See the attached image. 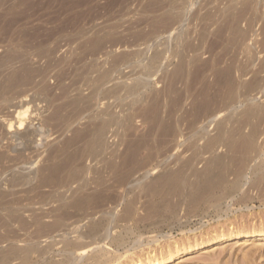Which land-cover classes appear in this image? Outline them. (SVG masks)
Returning a JSON list of instances; mask_svg holds the SVG:
<instances>
[{
  "label": "rangeland",
  "instance_id": "obj_1",
  "mask_svg": "<svg viewBox=\"0 0 264 264\" xmlns=\"http://www.w3.org/2000/svg\"><path fill=\"white\" fill-rule=\"evenodd\" d=\"M94 43H98L96 49L92 48ZM155 54H160L159 58ZM0 58L4 61L0 69V132H6L13 111L24 100H30L31 110L40 109L42 118L64 105L61 114L66 119L59 126L51 121L38 129L43 135L39 133L27 152L19 142L0 133V153L7 155V159H0V192L16 195L15 201L11 196L13 202L0 206V217L5 221V226L0 225V252L16 245L34 247L38 252L36 255L34 250L30 256L36 254L29 260L18 255L9 264H106L103 260L107 264H145L152 255H162L172 247L190 248L218 234L243 230L264 233V109L259 112L264 108V0H0ZM23 59L34 73L29 82L10 87L5 69L16 62L14 67L20 66ZM179 65L187 69L178 71ZM227 67L233 70L232 90L214 75ZM115 86L120 92L109 94ZM132 88L137 91L131 92ZM80 99L87 101L89 108L71 104ZM107 110L116 122L107 129L102 148L95 155L83 153L93 123L112 118ZM156 118L151 131L148 123ZM34 124L38 128L37 121ZM166 127L173 134L169 132V136ZM214 137L218 141L209 149L207 143ZM236 138L253 142L245 162L227 152L225 144ZM65 139L72 141L63 150ZM53 149L61 150L63 156L69 153L75 160L58 183L40 184L42 177L30 173L50 162L45 159ZM21 151L23 159H15ZM211 154L225 156L221 166ZM240 164L245 171L239 177L235 170ZM207 171L226 173L227 186L205 194ZM176 172H180L179 195L158 200L148 193L149 186L162 187L161 179ZM71 176L74 180L69 181ZM252 182L258 187L250 188ZM62 183L65 186L57 190ZM237 185L240 189L234 192ZM68 188L71 193L79 189L77 194H81L69 197ZM76 198L80 202H74ZM194 199H198L197 204ZM69 200L74 202L65 208L66 218L70 217L55 233L46 225L55 219L52 212ZM77 203H81L79 208ZM124 207L135 210L126 223L117 221ZM44 213L43 231L32 219ZM21 220H27L28 225L21 227ZM90 226L94 229L90 231L101 233L80 238L87 235ZM102 234L105 241H100ZM114 237L120 242L117 245L112 244ZM84 244L90 246L79 261L68 255ZM166 264H264V238L226 241Z\"/></svg>",
  "mask_w": 264,
  "mask_h": 264
},
{
  "label": "bare ground",
  "instance_id": "obj_2",
  "mask_svg": "<svg viewBox=\"0 0 264 264\" xmlns=\"http://www.w3.org/2000/svg\"><path fill=\"white\" fill-rule=\"evenodd\" d=\"M174 1V0H173ZM177 1V0H176ZM172 2V1H171ZM177 3V5H178V2H176ZM181 3V2H180ZM174 5H176V4H174ZM174 8V7H173ZM172 11V10H171ZM184 11V10H183ZM182 12V11H181ZM173 13V12H172ZM171 13V14H172ZM175 13V12H174ZM177 15V14H176ZM180 15V14H179ZM184 15V14H183ZM174 16V15H173ZM173 16H172V19H173ZM177 17V16H176ZM175 17V18H176ZM184 17V16H183ZM175 18H174V20H175ZM170 19V18H169ZM171 19V20H172ZM176 21V20H175ZM180 21V20H179ZM168 21H166V23H167ZM177 24V23H176ZM179 24V23H178ZM173 25V24H172ZM181 25V24H180ZM169 28V27H168ZM170 29V28H169ZM186 32V31H185ZM180 33V32H179ZM183 34V33H182ZM181 34V35H182ZM185 34V33H184ZM177 35H179V34H177ZM202 34H200L199 35V37L201 36ZM172 37V36H171ZM186 37V36H185ZM189 37V36H188ZM202 37L204 38V35H202ZM174 38V37H173ZM201 38V37H200ZM179 39V38H178ZM188 39V38H187ZM203 40V39H202ZM175 41H176V39H175ZM178 41V40H177ZM184 41V40H183ZM201 41V40H200ZM174 42V41H173ZM189 44V43H188ZM186 45V44H185ZM97 46H98V43H94L93 44V46H92V48L93 49H96L97 48ZM188 46V45H187ZM192 48V47H191ZM198 48V47H197ZM184 54V53H183ZM158 55H160V54H157V56ZM155 56H156V54H155ZM156 56V57H157ZM178 57H181V56H178ZM157 58H159V57H157ZM155 59V58H154ZM153 59V61H155ZM184 59V58H183ZM183 59H181V60H183ZM179 60V59H178ZM27 62H28V60L26 61V60H21V61H19V65L20 66H18V67H14V64L17 66V62L16 63H12L10 66H8L5 70V80L7 81V83H8V85L10 86V87H14L16 84H24V83H27V82H29L30 81V79H31V77H32V75H33V69L30 67V65L29 64H27ZM184 61H182V63H183ZM155 63V62H154ZM178 63V62H177ZM185 63V62H184ZM199 63V62H198ZM150 64H151V62H150ZM179 64V63H178ZM4 65V61L0 58V69H1V67ZM185 65V64H184ZM205 65V64H204ZM187 66V65H186ZM201 66V65H200ZM203 66V65H202ZM202 66H201V68H202ZM206 66V65H205ZM262 69L264 70V60H263V63H262ZM177 67V66H176ZM176 67H175V70H176ZM188 67V66H187ZM149 68V67H148ZM150 68H151V66H150ZM178 68V71H181L182 69H183V66L181 65H179V67H177ZM200 68V67H199ZM231 67H227V68H225V69H223V70H221V71H216L215 72V76H217V79L219 80V81H222L223 83H225V84H227V86H228V88L230 89V90H232V88H233V81H232V71H231V69H230ZM174 69V68H173ZM184 69H185V67H184ZM183 69V70H184ZM187 69V68H186ZM185 69V70H186ZM196 69H197V67H196ZM143 70V69H142ZM4 71V70H3ZM113 71V70H112ZM197 72H198V70H196ZM108 72V71H107ZM142 72H144V71H142ZM200 72V71H199ZM109 73V72H108ZM108 73H107V75H105V77L108 79V81H109V78L108 77H110V74L108 75ZM140 73V72H139ZM178 73V72H177ZM180 73V72H179ZM182 73H184V71L182 72ZM102 74V73H101ZM131 74H133V73H131ZM141 74V73H140ZM143 74V73H142ZM193 74H194V72H193ZM172 75V74H171ZM176 75V77H177V74H175ZM192 75V74H191ZM3 76H4V74H3ZM101 76V75H100ZM137 76V75H136ZM174 76V75H173ZM184 76V75H183ZM198 76V74L196 75V77ZM99 77V76H98ZM103 78V80H104V76H102ZM112 77V76H111ZM134 77V76H133ZM140 77V76H139ZM96 78V77H95ZM97 79V78H96ZM95 79V80H96ZM101 79V78H100ZM106 79V80H107ZM137 79V78H136ZM171 80H172V78H170ZM195 79V78H194ZM94 80V81H95ZM105 80V81H106ZM138 80V79H137ZM127 81V80H126ZM130 81V80H129ZM135 81V80H134ZM139 81V80H138ZM175 81V80H174ZM89 82H90V80H89ZM97 82V81H96ZM107 82V81H106ZM254 82V81H253ZM253 82H251V83H253ZM135 83V82H134ZM167 83V82H166ZM171 83V82H170ZM250 83V82H249ZM250 83V84H251ZM101 84V83H100ZM103 84V83H102ZM101 84V85H102ZM107 84V83H106ZM119 84V83H118ZM140 84V83H139ZM248 84V83H247ZM249 84V85H250ZM91 85V84H90ZM104 85V84H103ZM117 85V84H116ZM120 85H122V84H120ZM128 85V84H127ZM126 85V86H127ZM131 85V84H130ZM134 85V84H133ZM137 85V84H136ZM143 85H145V84H143ZM248 85V86H249ZM100 86V85H99ZM114 86V85H113ZM132 86V85H131ZM138 86V85H137ZM169 86V85H168ZM167 86V87H168ZM247 86V87H248ZM254 86V84H252V87ZM94 87H96V86H94ZM102 87V86H101ZM106 87V86H105ZM104 87V88H105ZM129 87V86H128ZM134 87H135V85H134ZM143 87V86H142ZM145 87V86H144ZM172 87V86H171ZM103 88V87H102ZM124 88H126V87H124ZM251 88V87H250ZM92 89V88H91ZM98 88H96V90H97ZM101 89V88H100ZM121 89H123V88H121ZM136 89L138 90V88L136 87ZM135 88L133 89H131V92H133L134 90H136ZM168 89V88H167ZM90 90V89H89ZM105 90V89H104ZM103 90V91H104ZM107 90V89H106ZM116 90H118L119 92H120V89H119V87L117 86H115V87H113L112 89H110L109 90V94H110V92L112 93V95H115V94H113V93H115L116 92ZM136 90V91H137ZM140 90H141V88H140ZM171 90V89H170ZM92 91V90H91ZM90 91V92H91ZM98 91H100V90H98ZM129 91L130 90H128V91H126L128 94H130L129 93ZM134 92V93H137V92ZM105 92H108V91H105ZM140 92V91H139ZM167 92V91H166ZM92 93V92H91ZM98 93V92H97ZM104 93V92H103ZM116 93H118V92H116ZM88 94V93H87ZM90 94V93H89ZM132 94V93H131ZM156 94V93H155ZM95 95H97V94H95ZM104 96L103 97H106L107 96V98H108V96L109 95H105V94H103ZM133 95V94H132ZM88 96V95H87ZM264 96V95H263ZM79 97V96H78ZM102 97V98H103ZM110 97V96H109ZM112 97V96H111ZM91 98V97H90ZM93 98V97H92ZM106 98V99H107ZM83 99V98H82ZM88 99V98H87ZM95 99V98H94ZM99 98L97 97V100H98ZM152 99V98H151ZM76 100V99H75ZM74 100V103H73V101L71 102V104H73L75 107H77V108H79L81 105H84V107L85 106H88V107H86V108H89V105H88V102L87 101H83V100H79V101H75ZM86 100V99H85ZM103 100V99H102ZM108 100V99H107ZM49 101V100H48ZM96 101V100H95ZM51 102V101H50ZM98 102V101H97ZM152 102V101H151ZM52 103V102H51ZM50 103V104H51ZM103 103V102H102ZM104 103H106V102H104ZM29 104H30V100H24V101H22V102H20L19 103V105L17 106V108L15 109V111H13V114L14 115H12L13 117H11L10 118V120L7 122V129H6V132H4V134L2 133V132H0L2 135H5V137L7 136L8 138H10V139H12V140H14L15 142L17 141V142H19V145H22L23 146V151H26L27 152V150L29 151V150H31V148H32V145H33V142H34V144H35V138H37V137H39V133L40 132H42V131H39L38 129H42L46 124H48V123H50L51 121L53 122H55V124L57 125V126H59V125H61L62 124V121H65L66 119L65 118H63V116H62V114H61V111L65 108V106L64 105H59V106H56V107H54V109H53V111H52V113H50V115H48L47 117H45L44 116V118H42L43 117V114H42V117H41V112H40V109L38 110V109H32V110H34V112L31 110V107L29 106ZM95 104H97V103H95ZM94 104V105H95ZM68 105H70V104H68ZM72 105V106H73ZM98 105V104H97ZM101 105V104H100ZM102 106H104V105H101V107ZM107 106H108V104H107ZM107 106H105V107H107ZM152 107H153V105H151ZM264 106V105H263ZM91 107V106H90ZM94 107H96V106H93V108ZM148 107H150V106H148ZM82 108V107H81ZM92 108V109H93ZM108 108V107H107ZM155 108H157V105L155 106ZM98 109V108H97ZM103 109H105V108H103ZM151 109V108H150ZM256 109H258V107L256 108ZM263 109L264 108H262V110L259 108V110H261V111H259V112H262L263 111ZM88 110V109H87ZM253 110V109H252ZM78 111V110H77ZM94 111V110H93ZM92 111V112H93ZM96 111H100V110H96ZM108 112L110 111V110H107ZM106 111V112H107ZM150 111H155L154 109H152V110H150ZM255 111V110H254ZM254 111H251V112H254ZM33 112V113H32ZM92 112H90L91 114H92ZM105 112V113H106ZM157 112V111H156ZM257 112H258V110H257ZM103 113V112H102ZM93 114H96V112L95 113H93ZM99 114V113H98ZM112 114V113H111ZM145 114V113H144ZM104 116H105V114H103ZM108 115V114H107ZM146 115V114H145ZM144 115V116H145ZM261 115H263V118H264V113L263 114H261ZM97 116V115H96ZM100 116V115H99ZM109 116H111L110 115V112H109ZM108 116V117H109ZM113 116V115H112ZM111 116V117H112ZM95 117V116H94ZM100 117H102V116H100ZM99 117V118H100ZM132 117V116H131ZM148 117V116H147ZM153 117V116H152ZM198 116L196 115V117L195 118H197ZM113 118H115V117H112V118H110V119H105V120H103L102 121V119H100L101 121L99 122L98 120H97V124L95 125V123H93V122H91V123H93L94 125L88 130V134H87V137H86V145H85V147H84V149H83V153H85V154H90V155H95L96 153H97V151H98V149L99 148H102V146H103V144H104V136H106V132H107V129L109 128V127H111L110 125H112V123H114V122H116L115 120L113 121ZM133 118V117H132ZM131 118V119H132ZM155 118V117H154ZM153 118V119H154ZM94 119H97L96 117L94 118ZM160 119V118H159ZM128 120V119H127ZM35 121H37V126H38V128L36 127V124H34V122ZM94 121V120H93ZM95 122V121H94ZM156 123H157V118H156V120H151L150 121V123H148V124H151L150 126H151V131H153L152 129H154V127H155V125H156ZM222 124V126H223V123H221ZM221 124H218V125H221ZM166 125V124H165ZM169 125V124H168ZM167 125V126H168ZM6 126V125H5ZM159 126V125H158ZM171 126V125H170ZM169 126V127H170ZM217 127H219V126H217ZM216 127V128H217ZM221 127V126H220ZM1 128V127H0ZM66 128V127H65ZM148 129V128H147ZM173 129V128H172ZM221 129H223V128H221ZM220 129V130H221ZM5 130V129H4ZM169 130H171V128H168V127H166V130H164L165 132L166 131H168V135H169ZM164 131H162V133L164 132ZM174 131V130H173ZM218 131V130H217ZM252 131V130H251ZM161 132V131H160ZM223 132V131H222ZM7 135H6V134ZM145 133V132H144ZM146 133H148V132H146ZM170 133H172L173 134V132H170ZM220 133V132H219ZM255 133V132H254ZM42 133H40V135H41ZM167 134V133H166ZM171 134V135H172ZM43 135V134H42ZM41 135V136H42ZM234 135V134H233ZM254 135V134H253ZM45 136V135H44ZM137 136V135H136ZM170 136V135H169ZM216 136H219L218 134L216 135ZM230 136V135H229ZM232 136V135H231ZM237 137V134L236 135H234V137ZM6 137V138H7ZM46 137V136H45ZM108 137V136H107ZM142 137H144V136H142ZM221 137V136H220ZM219 137V138H220ZM223 137V136H222ZM233 137V136H232ZM48 138V137H47ZM137 138V137H136ZM166 138V137H165ZM216 137H214V139L212 140H210V141H208V147H209V149H210V147L212 148V147H214V145L216 144V142L218 141V140H216L215 139ZM35 139V140H34ZM45 139V138H44ZM106 139V138H105ZM210 139V138H209ZM222 139H224V138H222ZM222 139H220V140H222ZM228 139H229V137H228ZM231 139V138H230ZM238 139H239V137H238ZM34 140V141H33ZM41 140V139H40ZM224 140H226V139H224ZM234 141H230L229 142V144H225V145H227V149H228V151L227 152H231V154L229 153V157L231 156V157H235L236 159H240V161L242 160L243 162H245L244 160H246L245 159V156H246V154L248 153V152H250V151H252V148H253V146H252V143L253 142H250V140H246V139H244L243 138V140H237V138H236V141H235V139H233ZM71 141H72V139H65V141L63 142V147H62V149L63 150H66V149H68L69 148V146H70V144H71ZM39 142V141H38ZM136 142V141H135ZM207 142V141H206ZM227 142H228V140H227ZM139 143V142H138ZM225 143V142H224ZM39 144V143H38ZM219 144V143H218ZM7 148H8V146H6ZM216 147V146H215ZM255 147H256V145H255ZM34 148V147H33ZM206 150V149H205ZM212 150V149H211ZM211 150H209L210 152H211ZM23 151H21V152H19V153H17V154H15L14 155V157H15V159H23ZM34 151V150H33ZM199 151H200V149H199ZM233 151V152H232ZM35 152V151H34ZM50 152V151H49ZM205 152V151H204ZM201 153V152H200ZM30 154V153H29ZM49 154V153H48ZM198 154V153H197ZM193 155H195V154H193ZM221 155V154H220ZM220 155H217L216 157L214 156V155H212L211 154V156H213V157H215V158H212L213 159V161L215 160V162H217L218 164H220V166H221V163H222V159H223V157H224V159H225V156H220ZM49 156V155H48ZM46 157V158H48V159H45V161L46 160H48V161H50V162H48L47 164H45V166H43V167H39V168H36V167H34V168H36V170L35 171H37L36 173L35 172H33V173H35V174H37V175H33V173H32V171H31V173H30V176H31V174H32V176L34 177V176H38V174L42 177V179H41V181H40V184H42V183H44V184H56V183H58L61 179H62V176H63V174H64V172L66 171V169H68V167H70L71 166V164H72V162L75 160L74 159V157L72 156V155H70L69 153L67 154H65L64 156L61 154V150H57L56 151V149H53L52 150V152L50 153V156L49 157ZM227 156V155H226ZM25 157V156H24ZM38 157V156H37ZM191 157H193V156H191ZM194 158H195V156H194ZM0 159L2 160V159H7V155H6V152H2V153H0ZM26 159V158H25ZM190 159V158H189ZM211 159V158H210ZM223 159V160H224ZM11 161L13 160V159H10ZM30 160V159H29ZM192 160H193V158H192ZM31 161V160H30ZM34 161V160H33ZM27 162V161H26ZM32 162V161H31ZM30 162V163H31ZM37 162V161H36ZM47 162V161H46ZM188 162H189V160H188ZM187 162V163H188ZM190 162H192V161H190ZM209 162V161H208ZM207 162V163H208ZM212 162V161H211ZM34 163V162H33ZM213 163V162H212ZM242 163V162H241ZM24 164V163H23ZM217 164V165H218ZM28 165V164H27ZM32 165V164H31ZM35 165V164H34ZM36 165H37V163H36ZM184 165V164H183ZM213 165V164H212ZM226 165V164H225ZM211 166V165H210ZM230 166V165H229ZM228 166V167H229ZM243 166H244V164H243ZM243 166L240 164V166L238 167V169H236L235 171H236V173H235V175L236 176H239V175H241L242 174V171H245V169L243 170L242 168H243ZM246 166V165H245ZM29 167H30V165H29ZM38 167V166H37ZM258 167V166H257ZM27 168V167H26ZM212 168V167H211ZM245 168V167H244ZM260 168V167H259ZM28 169V168H27ZM38 169V170H37ZM204 169V168H203ZM222 169V168H221ZM225 169H227V168H225ZM256 169V168H255ZM264 170V169H263ZM204 171H206V169L204 170ZM213 171V170H212ZM212 171H207V172H205V174H204V176H205V178H206V181L204 182L205 183V194H207L208 192H212L214 189H224L226 186H227V181H229L228 179H227V181H226V173L224 174V173H219V172H216V173H214V172H212ZM217 171V170H216ZM219 171V170H218ZM220 171H222V170H220ZM260 171V170H259ZM262 171V170H261ZM198 172V171H197ZM224 172V171H223ZM228 172V171H227ZM201 173V172H200ZM244 173V172H243ZM254 172H252V174H253ZM27 174H29V171L27 172ZM42 174V175H41ZM196 174H198V173H196ZM199 175V174H198ZM257 175V174H256ZM263 175V174H262ZM261 175V176H262ZM26 176V175H25ZM24 175H23V177H25ZM165 176V175H164ZM203 176V177H204ZM229 176V175H228ZM258 176V175H257ZM22 177V176H21ZM22 177V178H23ZM159 177H162V176H159ZM240 177V176H239ZM255 177V176H254ZM259 177V176H258ZM13 178H15V177H13ZM22 178H21V181H22ZM195 179H197V178H195ZM235 179V178H234ZM238 179H240V178H238ZM243 179V178H242ZM16 180V179H15ZM14 180V181H15ZM28 178H27V180L25 181L26 183L28 182ZM68 180L69 181H72V180H74V176H71L70 178H68ZM160 180V179H159ZM256 180V179H255ZM12 182H11V184L13 185V184H15L14 183V181L13 180H11ZM24 181V180H23ZM199 181V180H198ZM201 181H202V179H201ZM237 181V180H236ZM257 181H258V178H257ZM16 182V181H15ZM160 182V181H159ZM161 182L162 183H160V184H162L163 186L161 187L160 186V188L158 187L157 189H153V188H151L150 186H149V188H147V190H148V193H151L154 197H157L158 198V200L159 199H165V198H168L169 197V195H179L180 193V188H179V186L178 187H176L179 183H180V172H176V173H174V174H172V175H169V176H167V177H164V178H162L161 179ZM200 182V181H199ZM234 182H235V180H234ZM239 182H240V180H239ZM239 182H237V183H239ZM256 182V181H255ZM17 183H18V179H17ZM253 183V182H252ZM262 182L260 181V184H261ZM199 184V183H198ZM200 184H203V183H200ZM228 184H230V186H231V183H228ZM241 184V183H240ZM59 185V184H58ZM195 185V184H194ZM239 185V184H238ZM237 185V188L236 187H234L233 189H234V192H235V190H236V192L238 191V188H239V186ZM257 185V183H253V184H251V187L250 188H255V187H258V185ZM65 185L62 183L61 184V186H59L58 188H57V190L59 189V188H62V187H64ZM193 186V185H192ZM195 186H197V185H195ZM195 186H194V188H195ZM204 186V185H203ZM202 186V187H203ZM243 186V185H242ZM11 187V186H10ZM13 187H15V186H13ZM37 188V187H36ZM193 188V187H192ZM228 188H229V186H228ZM13 189V188H12ZM33 189H34V187H33ZM32 189V190H33ZM81 189V188H80ZM82 189H84V188H82ZM81 189V190H82ZM240 189V188H239ZM31 190V189H30ZM35 190V189H34ZM33 190V191H34ZM78 190L79 189H77V190H75V191H72V193H71V191H70V188H68V192L70 191V193H71V195L69 196V197H71V196H76L77 195V198H78V196L81 194H77V192H78ZM193 190V189H192ZM200 190V189H199ZM202 190V189H201ZM200 190V191H201ZM227 190V189H226ZM230 191L232 190V189H229ZM3 191V190H2ZM66 191V192H67ZM9 192V191H8ZM57 192V191H56ZM83 192V191H82ZM218 192V191H217ZM194 193H195V191H194ZM204 193V192H203ZM213 193V192H212ZM229 193H232V192H229ZM11 194V193H10ZM199 194V193H198ZM62 195V194H61ZM197 194H195V196H196ZM200 195V194H199ZM199 195L197 196L198 197V199L200 198L199 197ZM232 195V194H231ZM11 196L14 198L15 196L14 195H12L11 194ZM11 196H9V195H7V193H5V192H0V206L1 205H3V204H7V203H9V202H13V200L15 201L16 199L14 198L13 200H12V198H11ZM168 196V197H167ZM207 196H209V195H206V197ZM215 196V195H214ZM11 198V200L12 201H7L8 200V198ZM204 197H205V195H204ZM68 198V197H67ZM75 198V197H74ZM74 199V202H75V200L76 201H79L78 199ZM214 198H216V197H214ZM61 199V198H60ZM198 199L196 200V199H194L193 201H194V203L195 204H197L196 202L198 201ZM201 199V198H200ZM207 199H208V197H207ZM213 199V198H212ZM58 200V199H57ZM65 199H63L62 201H64ZM73 200V199H72ZM71 200V201H72ZM157 200V201H158ZM201 200H203V198L201 199ZM210 200V199H209ZM208 200V201H209ZM60 202H62L61 200H59ZM65 201H67V200H65ZM70 200H69V203L68 204H66V202L64 203H61L60 204V206L59 205H57V206H59L58 207V209H56L55 210V212L53 213L52 212V215H54L55 217V219L53 220V222H51L49 225H46V227H48V228H50L52 231L53 230H55V233L57 232V231H59V230H61V228H62V226H63V224H64V222H65V219H68V218H66V214H67V212H65L66 211V209L65 208H69L71 205H74V202L72 201L71 202ZM193 201L191 202L190 201V204L191 203H193ZM55 202H56V200H55ZM68 202V201H67ZM71 202V203H70ZM80 202V201H79ZM200 202V201H199ZM204 202H206V199H205V201ZM203 202V203H204ZM210 202V201H209ZM154 203V202H153ZM177 203V202H176ZM193 203V204H194ZM202 203V202H201ZM10 204V203H9ZM18 204V203H17ZM81 204V203H80ZM80 204H75V206L77 207V208H79L81 205ZM151 204V203H150ZM169 204V203H168ZM174 204V203H173ZM190 204H189V206H190ZM193 204H191V207H192V205ZM82 205H84V204H82ZM117 205V204H116ZM125 205H127V204H125ZM130 206H131V204H129ZM169 205H171V204H169ZM177 205H178V203H177ZM6 206V205H5ZM9 206V205H8ZM151 206V205H150ZM179 206V205H178ZM2 207V206H1ZM12 207H13V205H12ZM76 207H71V208H74V210H75V208ZM133 207V206H132ZM169 207V209H170V206H168ZM177 207V206H176ZM195 207V206H194ZM3 208V207H2ZM57 208V207H56ZM76 208V209H77ZM123 208V207H122ZM124 208H126L125 209V211H123V209H122V211L124 212V214L121 216V217H119L118 218V220L117 221H123L124 223H126V222H128V221H130L132 218H133V216H134V211L132 210L133 208H131V207H124ZM172 208H175V206L174 207H172ZM171 208V209H172ZM193 208V207H192ZM191 208V209H192ZM12 209V208H11ZM10 209V210H11ZM8 209H6V211H7ZM176 210V209H175ZM3 211H4V209H3ZM13 211V210H12ZM172 211V210H171ZM174 211V210H173ZM29 212V211H28ZM72 212V211H71ZM137 212V211H136ZM155 212V211H154ZM162 212V211H161ZM31 213V212H30ZM41 213V212H40ZM50 213V212H49ZM8 214V213H7ZM46 213H44L42 216L40 215V217H37V218H34V215H33V218H34V220L32 219V217H30L31 219H32V223L33 224H35L34 226H36V227H38V228H41L42 230L43 229H45L44 227H45V223H44V221L42 222V220H43V216L45 215ZM51 214V213H50ZM29 215H31V214H29ZM47 215H49V214H47ZM70 215V214H69ZM72 215V214H71ZM86 215V214H85ZM16 216V215H15ZM37 216H39L38 214H37ZM87 216V215H86ZM6 217V216H5ZM25 217V216H24ZM45 217V216H44ZM47 217V216H46ZM21 218V217H20ZM49 218V217H48ZM77 218V217H76ZM9 219V218H8ZM50 219V218H49ZM82 219V218H81ZM85 219V218H84ZM117 219V218H116ZM135 219V218H134ZM11 220V219H10ZM19 220V219H18ZM47 220V219H46ZM94 220V219H93ZM92 220V221H93ZM99 220V219H98ZM20 221V220H19ZM18 221V222H19ZM67 221V220H66ZM100 221V220H99ZM11 222V221H10ZM25 222H27V220L26 221H23V220H21V224L22 225H20L21 227L23 226L24 227V225H28V224H26ZM29 222V221H28ZM98 222V221H97ZM96 221H95V223H97ZM110 222V221H109ZM30 223V222H29ZM73 223V222H72ZM91 223V222H90ZM90 223H89V225H90ZM138 223V222H137ZM5 224V221H4V219H3V217L1 218L0 217V225H4ZM20 224V223H19ZM33 224H30V226L31 225H33ZM93 224H94V221H93ZM92 224V225H93ZM102 224H103V222H102ZM119 224V223H118ZM6 225H7V223H6ZM91 225V226H92ZM99 225V224H98ZM108 225V224H107ZM2 226H1V228H2ZM5 226V225H4ZM90 226V227H91ZM100 226V225H99ZM105 226V225H104ZM103 226V227H104ZM27 227V226H26ZM43 227V228H42ZM93 227V226H92ZM89 228L88 230V232H85V233H87V235L86 236H82V237H80V238H84V239H87V238H92L94 235H98V234H100L101 232H99V233H97V232H95V231H90L91 229H93V228ZM98 227V226H97ZM108 227V226H107ZM118 227V226H117ZM136 227H138V226H136ZM7 228V227H6ZM28 228V227H27ZM34 228V227H33ZM67 228V227H66ZM77 228V227H76ZM130 228V227H129ZM26 229V228H25ZM32 229V228H31ZM82 229V228H81ZM24 230V229H23ZM28 230V229H27ZM37 230H39V229H37ZM50 230V231H51ZM94 230V229H93ZM22 231V230H21ZM44 231V230H43ZM43 231H42V234H44L43 233ZM76 231H79V230H76ZM84 231V230H83ZM82 231V232H83ZM99 231H100V229H99ZM111 231H112V229H111ZM40 232V231H39ZM45 232H48V231H45ZM131 232V231H130ZM49 233V232H48ZM60 233V232H59ZM70 233V232H69ZM79 233V232H78ZM104 233V232H103ZM109 234V232H106V234ZM74 234V233H73ZM106 234H104L105 236H106ZM107 234V237H109V235ZM69 235V234H68ZM68 235H66V236H68ZM79 235H82L81 233L79 234ZM78 235V236H79ZM126 235V234H125ZM64 236V235H63ZM92 236V237H91ZM102 236H103V234H102ZM101 236V237H102ZM17 237V236H16ZM26 237H28V236H26ZM33 237V236H32ZM35 237H37V236H35ZM100 237V238H101ZM107 237H106V240H107ZM258 237H263L264 238V233H262L261 231H258V230H243V231H241V232H238V233H233V234H226V235H223V234H221V235H217V236H215V237H213V238H211V239H209V240H205V241H203V242H200L199 244H196L195 246H192V247H190V248H176L177 250H175V248L173 249V247L172 248H170V249H168V250H165V252L162 254V255H159V256H154V255H152L151 257H148V260H147V262H145V264H166V263H169V261L171 260V259H174V258H176V257H178V256H181V255H185V254H189V253H192V252H195V251H198V250H202V249H205V248H207V247H210V246H214V245H217V244H220V243H223V242H226V241H241V240H245V239H250V238H258ZM15 238V237H14ZM63 238V237H62ZM95 238H97V237H95ZM115 238V237H114ZM113 238V239H114ZM119 238V237H118ZM121 238H122V236H121ZM124 238V237H123ZM37 239V238H36ZM65 239V238H64ZM68 239V238H67ZM112 239V240H113ZM140 239V237L138 238V240ZM5 240V239H4ZM60 240V239H59ZM94 240V239H93ZM100 239H96V240H94V241H99ZM104 240V236H103V238H101V240L100 241H103ZM111 240V239H110ZM111 240V241H112ZM117 239L115 238V240L112 242V244H118V243H120L119 242V240L117 241V242H115ZM126 240V239H125ZM124 240V241H125ZM16 241V240H15ZM38 241V240H37ZM69 241V240H68ZM85 241V240H84ZM88 241H90V240H88ZM93 241V242H94ZM105 241V240H104ZM9 242V241H8ZM18 242V241H17ZM67 242V241H66ZM122 242V241H121ZM13 245L15 244V243H13V242H11ZM20 243H22V242H20ZM26 243V242H25ZM84 243V242H83ZM86 243H87V241H86ZM94 243H96V242H94ZM27 244V243H26ZM34 244V243H33ZM32 244V245H33ZM36 244V243H35ZM76 244V243H75ZM74 244V245H75ZM89 244H90V242H89ZM123 244H124V242H123ZM16 245V244H15ZM24 245V244H23ZM22 245V246H23ZM64 245H66V244H64ZM68 245V244H67ZM72 245V244H71ZM77 245V244H76ZM84 245H86V244H84ZM121 245V244H120ZM119 245V246H120ZM11 246V245H10ZM39 246V245H38ZM37 246V247H38ZM70 246V245H69ZM68 246V247H69ZM88 246H90V245H88ZM87 245L86 246H79V248H77V249H75L74 251L72 250V252H68V251H66V252H68V255H70V256H72V255H74L73 257L75 258V260H80L81 258H82V256L84 255V253L85 252H83V250L84 249H86L87 247H88ZM110 246V245H109ZM118 246V247H119ZM36 247V246H35ZM41 247V246H40ZM64 247H66V246H64ZM78 247V246H77ZM120 247H122V246H120ZM70 248V247H69ZM72 248H74V246L72 247ZM76 248V247H75ZM123 248V247H122ZM36 249V248H35ZM34 249V247L32 248V247H25V248H21V247H17V245L14 247V246H11V247H7V250L5 251V252H2V250H1V252H0V264H7V262L9 261V260H11V259H13L14 257L16 258V256H18V257H22V258H24V259H26V260H29V256L31 255V253L35 250ZM38 249V248H37ZM47 249V248H46ZM111 249V248H110ZM40 251L39 252H42V249H39ZM4 251V250H3ZM36 251V250H35ZM49 251V250H48ZM63 251H64V249H63ZM71 251V250H70ZM37 252V251H36ZM35 253V252H34ZM43 253V252H42ZM41 253V254H42ZM46 253V252H45ZM107 253H108V251H107ZM36 254V253H35ZM35 254H33V255H35ZM67 254V253H66ZM32 255V256H33ZM36 255H38V252H37V254ZM39 255H40V253H39ZM49 255V254H48ZM47 255V256H48ZM32 256H30L31 258H32ZM42 256H43V254H42ZM115 256V255H114ZM57 257V256H56ZM90 257H92V256H90ZM102 257V256H101ZM38 258V257H37ZM58 258V257H57ZM67 258V257H66ZM72 258V257H71ZM71 258H70V260H71ZM74 258H72V259H74ZM40 259V258H39ZM65 259V258H64ZM69 259V258H68ZM14 260V259H13ZM30 260H32V259H30ZM46 260V259H45ZM99 260V259H98ZM117 260V259H116ZM24 261V260H23ZM50 261V260H49ZM55 261V260H54ZM68 261V260H67ZM97 260H95V262H96ZM102 261V260H101ZM21 262V261H20ZM26 262V261H25ZM56 262V261H55ZM54 262V263H55ZM62 262V261H61ZM64 262V261H63ZM70 262H72V261H70ZM97 262H99V261H97ZM96 262V263H97ZM103 262H105L106 264H107V262H106V260H103ZM10 262H8V264H9ZM24 263V262H23ZM27 263H29V262H27ZM56 263H58V261L56 262ZM65 263V262H64ZM67 263V262H66ZM95 263V264H96ZM102 263V262H101ZM100 263V264H101ZM26 264V263H25ZM53 264V263H52ZM59 264H61L60 262H59ZM103 264V263H102Z\"/></svg>",
  "mask_w": 264,
  "mask_h": 264
}]
</instances>
